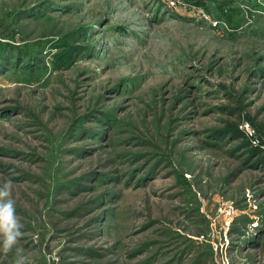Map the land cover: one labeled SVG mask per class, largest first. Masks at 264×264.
Returning <instances> with one entry per match:
<instances>
[{"label": "rangeland", "instance_id": "374dc122", "mask_svg": "<svg viewBox=\"0 0 264 264\" xmlns=\"http://www.w3.org/2000/svg\"><path fill=\"white\" fill-rule=\"evenodd\" d=\"M232 124L264 151V0H0V264H264Z\"/></svg>", "mask_w": 264, "mask_h": 264}, {"label": "clouds", "instance_id": "9594fccd", "mask_svg": "<svg viewBox=\"0 0 264 264\" xmlns=\"http://www.w3.org/2000/svg\"><path fill=\"white\" fill-rule=\"evenodd\" d=\"M8 196L9 192L0 188V234L4 237L5 250L16 243L17 238L22 234L20 229L23 227L15 213V202L7 199Z\"/></svg>", "mask_w": 264, "mask_h": 264}, {"label": "trees", "instance_id": "16d2710c", "mask_svg": "<svg viewBox=\"0 0 264 264\" xmlns=\"http://www.w3.org/2000/svg\"><path fill=\"white\" fill-rule=\"evenodd\" d=\"M229 134H232L240 139H243V141L246 142V144L251 148V152L254 153L257 156L263 155L262 159L264 162V151H261V148H255L252 146V138L246 133L243 129H241L237 124H232L229 127L226 128Z\"/></svg>", "mask_w": 264, "mask_h": 264}, {"label": "built area", "instance_id": "2783aa9c", "mask_svg": "<svg viewBox=\"0 0 264 264\" xmlns=\"http://www.w3.org/2000/svg\"><path fill=\"white\" fill-rule=\"evenodd\" d=\"M249 135V134H248ZM251 138H252V135H249ZM252 143H253V140H252ZM255 145V144H254Z\"/></svg>", "mask_w": 264, "mask_h": 264}]
</instances>
